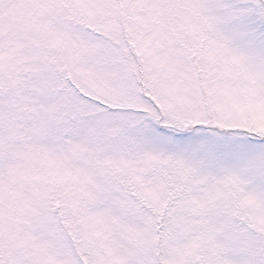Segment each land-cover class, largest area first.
<instances>
[{
  "label": "snow or ice",
  "instance_id": "6c2138e0",
  "mask_svg": "<svg viewBox=\"0 0 264 264\" xmlns=\"http://www.w3.org/2000/svg\"><path fill=\"white\" fill-rule=\"evenodd\" d=\"M0 264H264V0H0Z\"/></svg>",
  "mask_w": 264,
  "mask_h": 264
}]
</instances>
